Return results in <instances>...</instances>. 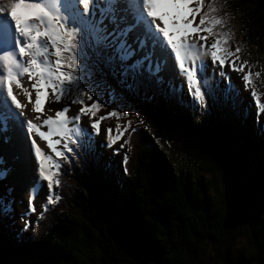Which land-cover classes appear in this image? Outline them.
Returning a JSON list of instances; mask_svg holds the SVG:
<instances>
[{
	"label": "trees",
	"instance_id": "1",
	"mask_svg": "<svg viewBox=\"0 0 264 264\" xmlns=\"http://www.w3.org/2000/svg\"><path fill=\"white\" fill-rule=\"evenodd\" d=\"M212 2L227 13L221 30L230 31L231 50L260 45L264 0ZM124 95L137 123L114 149L94 137L88 156L73 146L60 159L59 201L38 204L30 229L16 225L21 211L11 197L14 212L0 219V264H198L207 249L225 264H264V117L241 90L248 109L207 97L203 114L161 95ZM183 97L191 100L186 89ZM114 108L101 103L92 119L105 117L113 131L106 114Z\"/></svg>",
	"mask_w": 264,
	"mask_h": 264
},
{
	"label": "snow or ice",
	"instance_id": "2",
	"mask_svg": "<svg viewBox=\"0 0 264 264\" xmlns=\"http://www.w3.org/2000/svg\"><path fill=\"white\" fill-rule=\"evenodd\" d=\"M18 9L22 11L18 13ZM217 13L212 0H0V148L19 146L25 160L32 156L35 160L36 175L24 187L30 192L22 218L36 211L34 197L45 186L44 208L59 201L58 194L53 198V189L60 185V159L68 160L66 152L72 153L73 146L78 145L82 155L94 153L93 134L99 135L105 117L91 118L101 103L111 101L121 106L126 102L125 93L144 95L149 100L161 95L184 107L198 105L201 109H205L206 96L231 107L244 103L230 75L228 84L214 87L207 83L209 65L205 58L221 69V81L226 64L229 71L242 72L245 90L252 85L253 76H259L243 71L246 60L237 67L241 49L228 47L231 33L221 30L227 13L224 17ZM178 76L184 78L181 85H186L190 101L184 100V87H177ZM25 77L29 86L22 83ZM149 86L155 89L150 95ZM42 93L43 102L59 104L68 97L81 107L74 116H68L65 103L54 116L42 118ZM21 94L24 103L18 99ZM250 95L257 113L264 112L254 87ZM29 105L36 114L31 119L25 115ZM86 115L90 128L80 124ZM106 115L119 113L114 108ZM128 128L127 123L122 128L117 125L115 134L106 129L107 143L120 140ZM36 137L46 143L51 154L45 153ZM128 143L124 140L120 148ZM13 159L19 157L14 155ZM127 160L125 154L122 163ZM5 165L0 155V180L12 171ZM12 191L9 186L8 198L0 196V219L14 212ZM42 217L43 211L37 219ZM28 227L25 220L23 229ZM22 235L23 230L18 237Z\"/></svg>",
	"mask_w": 264,
	"mask_h": 264
},
{
	"label": "rangeland",
	"instance_id": "3",
	"mask_svg": "<svg viewBox=\"0 0 264 264\" xmlns=\"http://www.w3.org/2000/svg\"><path fill=\"white\" fill-rule=\"evenodd\" d=\"M197 21L199 19V16L197 15ZM209 42H211V38H209ZM208 61V69L211 71V74L214 77V83L216 85L221 84V77H220V71L221 69L219 67H213L211 65V61L209 58H205ZM248 61V65L245 66V68L243 69V71H251L252 73H259V76H253V83L250 86V88L248 90H245L243 87V81L241 79L242 76V72H238V71H229V68L226 64L225 68L223 69L225 75V80L223 84H228V76H231V79L235 82L236 85H238V87L240 88V90L244 93V95L249 99V105L253 108V110L255 111V113L258 115V117L260 118V116L262 115L264 117V112H260L257 113L256 111V107H255V102L253 101L250 92L251 89L254 87L255 90L257 91V94L260 98V102L264 103V38L262 39L261 43L259 46H253V45H249L247 46L245 49H243L242 51H240L239 53V61L237 64V67L239 66V64L243 63L244 61ZM248 69V70H247ZM215 72L216 73L215 75ZM223 77V79H224ZM24 81L22 82L24 84V86H29V83L26 79V77L23 79ZM184 78L182 76H178L177 77V81L178 83H180V86L184 87V89H186V85H181V81H183ZM223 81V80H222ZM242 96V95H241ZM32 97H35V93L34 91L32 92ZM67 98V97H65ZM18 99L21 100V102H25L23 96H19ZM86 101L88 100L87 98H84ZM107 99V98H105ZM43 101H45V97L43 95ZM90 102V101H88ZM212 104V100L210 101ZM207 102V96H206V105H205V109H201L198 105H197V109L200 111L201 114H203L207 109H209V104ZM67 103L68 107H69V112L67 113L68 116H74L78 109L80 103H75V104H69L67 101L62 100L59 104L57 103H53L50 100L47 102H43L42 105V113H41V117H46L48 115H55V111L58 108L63 107V105ZM247 101L245 100L243 104L237 105V108H245L248 109L249 106L246 105ZM118 111L117 113H119L118 116H113L112 117V127H113V131H115L116 133V126L120 125L121 128L127 123L129 126H133L135 125L136 119L134 118V115L128 111V109H126L124 107V105L121 106H117ZM226 110H228V107L226 106ZM127 112L128 115L124 116L122 113ZM25 115L27 118L31 119L33 118L36 114L34 112L31 111L30 107H27L25 109ZM92 119V118H91ZM264 120V119H263ZM90 117L89 116H82L81 117V121L80 124L84 125L87 124L89 125L90 128ZM104 121L102 120L100 125H99V135L93 134V137L98 141L97 144H101V142L106 141V127H104ZM42 130H46V128L42 129ZM15 138V137H14ZM123 138V136H122ZM122 138L118 141H116L115 143L109 145L107 144L108 148L110 149H114L115 147H117L119 145V142L122 140ZM37 139V143L39 146L42 147V149L45 151L46 154H51L50 150L47 149L46 147V143L43 141H40L38 137H36ZM43 142V143H42ZM67 155V153H65ZM0 155L4 156L6 165L5 166H11L12 171L7 175V177L4 180H0V196H5L6 198H8V194L6 193V189L8 188V186H13V191L10 194V198L13 196L14 201L16 202V205L19 208V221L17 220L16 225L20 228H23V224L25 220L29 221V227L27 229H30L32 227V223L34 221V218L38 215L39 213V207L38 204L40 205L41 202H43L44 199H46V193H47V189L46 186L44 188L40 189V194L34 197V205H35V209L36 211L33 213H27L26 215L23 216V218L21 217V213L25 212L26 209V200H27V196L30 192H26L24 190L25 184L27 182L28 179L32 178L33 175H36L33 172V169L35 167V160H34V156L27 158V160L24 159V155L23 153L20 151L19 146L17 147H8L6 150L0 148ZM17 156L19 157V159L14 160L13 156ZM118 155H116L117 157ZM22 158V159H21ZM60 164L62 166V162L60 161ZM32 166V167H31ZM24 169V170H23ZM28 173V174H26ZM24 175H28V177L24 176ZM26 177V178H25ZM24 178V179H23ZM38 178V177H37ZM22 179V180H21ZM46 183V182H45ZM37 188H40V185L38 183ZM53 198H54V189H53ZM249 240H243L241 239L239 241V245H248ZM214 254H216L213 249H207L205 251V253H203L201 255V260L198 262V264H225L224 261H221L220 259H212L210 256H214Z\"/></svg>",
	"mask_w": 264,
	"mask_h": 264
},
{
	"label": "bare ground",
	"instance_id": "4",
	"mask_svg": "<svg viewBox=\"0 0 264 264\" xmlns=\"http://www.w3.org/2000/svg\"><path fill=\"white\" fill-rule=\"evenodd\" d=\"M18 11V13L20 12V11H22V10H17ZM24 81V80H23ZM22 81V82H23ZM14 91H16L15 89H14ZM20 96H22V94L20 95ZM32 99L34 100L35 99V97H32ZM41 100H42V105H43V93H42V95H41ZM22 103H24L23 101H22ZM28 107H30V105L28 106ZM39 143V142H38ZM43 143V142H42ZM22 159V158H21ZM32 167V166H31ZM24 170V169H23ZM34 172V171H33ZM26 174H28V173H26ZM24 176H26V177H28V175H24ZM25 177V178H26ZM24 179V178H23ZM22 180V179H21ZM37 186H38V184H37Z\"/></svg>",
	"mask_w": 264,
	"mask_h": 264
}]
</instances>
